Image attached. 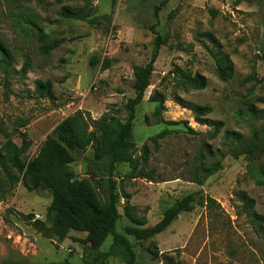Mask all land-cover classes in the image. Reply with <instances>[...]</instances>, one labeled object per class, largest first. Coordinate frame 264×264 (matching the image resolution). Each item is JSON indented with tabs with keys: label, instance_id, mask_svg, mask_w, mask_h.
Wrapping results in <instances>:
<instances>
[{
	"label": "rangeland",
	"instance_id": "obj_1",
	"mask_svg": "<svg viewBox=\"0 0 264 264\" xmlns=\"http://www.w3.org/2000/svg\"><path fill=\"white\" fill-rule=\"evenodd\" d=\"M162 1L0 0V39L12 57L8 68L0 58V150L20 148L26 132L32 145L22 158L33 159L76 111L95 120L108 114L126 121L127 103L136 95L133 68L149 62L159 35L162 45L133 132L134 156L153 180L131 177L129 164L116 165L112 178L122 216L117 232L132 244L137 264H264V222L254 219L264 217V186L257 185L264 171V0H168L157 20L155 8ZM85 8H93L99 24L72 16ZM56 40L62 41L59 47L41 51ZM219 59L232 69L227 82L218 75ZM176 68L204 76L207 87L186 90ZM38 80L51 83L50 97L39 96ZM156 94L166 99L158 115ZM195 105L210 107L205 119L222 122V128L216 132L198 122L189 108ZM165 130L169 133L154 144L152 138ZM236 146L260 151L235 156ZM75 158L70 166L76 178L90 180L106 202L108 162L98 160L94 146ZM1 177L0 172V264L93 260L85 233L48 239L21 216L32 214L51 228L56 213L50 210V191L34 189L23 175L16 186L5 185ZM188 195L195 197L194 211L181 214L162 234L137 242L126 233L135 226L125 216L126 206L152 227ZM207 197L213 203L207 205ZM248 199L255 207L247 211ZM111 242L108 237L101 251ZM114 252L106 264H123L120 249Z\"/></svg>",
	"mask_w": 264,
	"mask_h": 264
},
{
	"label": "trees",
	"instance_id": "obj_2",
	"mask_svg": "<svg viewBox=\"0 0 264 264\" xmlns=\"http://www.w3.org/2000/svg\"><path fill=\"white\" fill-rule=\"evenodd\" d=\"M42 1V0H39ZM60 3L63 0H58ZM81 1V0H67ZM86 5H90L89 0H83ZM164 0L155 8V18L159 19V12L167 4ZM67 10V9H66ZM70 17L69 15H66ZM77 19L87 21L95 26L99 24L98 18L94 17L93 8H85L82 11L72 14ZM155 27V26H154ZM153 27V28H154ZM62 44L61 40L53 41L41 47L45 54L50 53ZM161 37L158 35L155 39V50L145 66H134V90L135 98L127 103L128 117L126 121L112 120L108 114L103 115L100 119H92L89 114L83 111H76L68 116L55 128L52 135L48 137L41 145L38 154L29 161H24V155L31 147L32 142L26 132L22 133L21 147L10 146L5 150H0V172L1 180L5 185L16 186L21 181H30L34 189L47 190L52 193V202L50 210L56 213L51 228H46L44 222L35 220L33 215L21 216L30 222L39 232H44V237L48 239L57 238L60 241L66 240L72 231L83 232L86 234L84 240L92 250L95 256L92 261L86 264H106L114 256L115 249H120L123 255V264H137V256L132 244L123 234L117 232V223L121 219V213L118 209L120 197L117 192V182L112 178L117 164L125 163L131 167V177L148 178L151 181L153 176L147 174L141 167L139 160L134 156L136 144L133 141L134 120L137 108L143 103L145 93L151 86V77L154 72V66L159 56L161 48ZM0 58L5 68L11 65L12 57L9 48L0 39ZM264 60V56L262 57ZM218 75L223 82H227L232 76V69L226 66L222 59H219ZM95 61L92 62L94 66ZM106 68V63L103 64ZM177 76L186 90H203L207 87V80L204 76L196 74L192 76L185 71L176 68ZM36 90L39 96H51V83L36 81ZM154 102H158L156 115L165 109V97L156 94L153 97ZM194 113L195 119L203 124H209L218 132L222 122H209L205 119L212 109L208 106L195 105L189 107ZM253 112V107L250 109ZM189 131L193 134L196 132L192 129ZM169 131L165 130L152 138L154 144H158ZM261 139L264 141V131L261 133ZM96 147V156L98 160L108 162L109 185L108 200L103 202L98 194L97 188L88 179H77L71 164L75 162L76 152L84 151L88 147ZM260 147L242 149L235 147L233 152L235 156L246 154L248 157ZM149 150L143 153L146 161L149 156ZM218 165L213 166L216 170ZM15 169L18 176L12 172ZM214 171H207L211 174ZM258 186H264V171H261V178L257 181ZM195 197L188 195L177 201L173 206L167 209L162 219L152 227H145L147 224L146 217H138L131 206L125 207V216L135 226H129L126 233L132 236L137 242H145L155 238L165 232L171 224L178 219L183 213L194 211ZM207 205L213 203L212 198L207 197ZM255 207V201L246 200L244 209L252 210ZM131 210V211H130ZM254 219L258 223L264 222V217L255 215ZM108 237H112L110 249L101 251L104 242ZM156 249L155 256L158 255V247L152 244Z\"/></svg>",
	"mask_w": 264,
	"mask_h": 264
}]
</instances>
